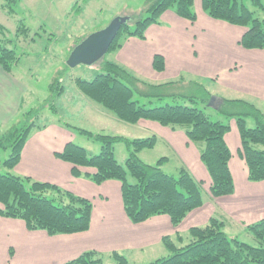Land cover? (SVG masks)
I'll use <instances>...</instances> for the list:
<instances>
[{
  "label": "trees",
  "instance_id": "16d2710c",
  "mask_svg": "<svg viewBox=\"0 0 264 264\" xmlns=\"http://www.w3.org/2000/svg\"><path fill=\"white\" fill-rule=\"evenodd\" d=\"M200 5L210 18L244 27L238 41L241 48L264 49V0H200ZM0 8L12 18L18 16L14 30L0 23V66L11 73L12 66L19 60L16 48L12 46L13 40L17 36L35 40L30 37L32 29L25 23L22 0H0ZM76 8L78 5H75L74 12H78ZM167 10L191 22L197 18L194 0H145L147 15L140 13L133 17L134 14H131L130 19L121 26L109 51L121 48L124 39L129 37L144 39L148 26L160 23L162 14ZM19 15L22 16L20 19ZM164 65V57L155 54L152 68L161 72ZM102 69L103 72L90 80L76 78V88L124 122L137 124L140 120H148L172 130L182 129L187 139L198 147L200 161L209 175V193L212 197L234 192L230 169L232 153L225 140L226 133L231 130V120L239 135L237 153L246 165L247 179L264 180V104L260 108L249 98L229 99L213 92L218 97L215 109L228 115L227 118H233L225 122L213 120L196 106L169 103L152 105L154 96L158 100L162 97L155 93V89L164 85L147 83L117 62L104 61ZM179 78L184 80L182 76ZM173 82H166L165 85ZM139 84L147 85L151 90L141 92ZM62 90V85H59L56 93ZM203 91L201 101H207L212 94ZM135 94L143 96L144 100ZM235 103H239L240 112L234 114L228 111V107ZM37 115V110L33 108L25 113L28 118ZM246 117L254 120L253 127L246 125ZM44 126L30 120L20 121L0 133V150H10L5 160L0 158V167L5 169L4 172L0 169V216L22 220L28 230H44L50 235L86 231L90 227L93 209L90 199L57 184L14 171L31 129ZM78 130L100 141V151L92 155L85 148L68 141L60 151L55 152V156L72 165L71 173L75 177H86L95 184L110 179L120 181L123 209L133 223L166 214L176 227L189 212L203 205L202 182L196 180L184 165L175 176L162 169L161 164L166 158L159 159L154 165L139 158L141 149L154 146L157 141L155 134L145 138H128ZM117 141H123L129 151L125 165L114 156V143ZM82 168H92L93 171L83 172ZM129 177L134 181L131 182ZM226 224L225 220L211 216L204 225L192 226L183 234L164 236L162 244L168 250V255L147 264H264V218L246 227L253 237L252 244L229 235ZM105 256L115 259L117 264H130L117 251L107 254L95 250H86L63 264H101Z\"/></svg>",
  "mask_w": 264,
  "mask_h": 264
},
{
  "label": "crops",
  "instance_id": "0c3cea01",
  "mask_svg": "<svg viewBox=\"0 0 264 264\" xmlns=\"http://www.w3.org/2000/svg\"><path fill=\"white\" fill-rule=\"evenodd\" d=\"M195 4L200 5V0H194ZM195 12L197 18L191 22L167 10L162 14L160 23L148 26L145 38L141 40L145 42L143 46L147 47L146 53L139 49L130 54L138 65L137 73L147 71L150 77L154 76L160 83L189 74L193 79L212 78L221 82L223 73L234 71L236 75L240 74V84L230 82L227 87L263 106L264 49L254 54L252 52L258 49L234 47L230 51L228 47L238 44L243 29L212 19L203 11ZM155 54L164 57L165 65L161 72L152 68ZM13 78L10 72L0 66V125H8L10 118L18 114L24 98L25 87ZM142 122L140 120L137 124L141 125ZM142 126L148 131L155 124L149 121ZM230 126L225 140L230 150L236 149L230 159L234 192L219 197L210 195L209 175L200 161L198 147L187 139L183 130L169 129L157 136L167 143L194 178L202 182V187L203 184L207 186V199H204L203 205L189 212L176 227L166 214L133 223L120 201V181L110 179L95 184L86 177L73 176L72 165L55 156V152L69 141L65 134H50L47 126L29 134L14 171L57 184L90 199L93 203L90 227L83 232L50 235L44 230H28L22 220L0 216V264H63L86 250L107 254L117 251L128 258L131 254L162 248L166 250V254H163L166 256L169 252L162 244L164 236L174 237L177 233H185L192 226L204 225L211 216L225 220L226 231L231 236L242 232L248 234L247 225L264 218V180L247 179L246 165L237 153L240 140L235 123ZM82 171L93 169L82 168ZM202 179H207V182ZM112 197L115 198L114 202ZM247 236L253 242V237L250 234Z\"/></svg>",
  "mask_w": 264,
  "mask_h": 264
},
{
  "label": "rangeland",
  "instance_id": "374dc122",
  "mask_svg": "<svg viewBox=\"0 0 264 264\" xmlns=\"http://www.w3.org/2000/svg\"><path fill=\"white\" fill-rule=\"evenodd\" d=\"M196 1L199 2V0ZM75 5H78L79 9L76 8L78 12L73 11ZM22 7L25 23L32 29L30 37H34L35 41L23 39L22 36H17L13 40L12 46L16 48L19 60L12 66L11 75L15 81L25 87L24 98L18 114L10 118L8 125H0V133L20 121L30 120L37 125L45 124L44 127H48L50 134L56 136L65 134L69 141L85 148L89 154L94 155L100 151L101 142L87 134L81 133L78 129H84L93 134L121 135L128 138H145L153 134L159 136L168 131L170 128L161 126L156 122H154L155 126L147 131L146 127L142 125L149 123L148 120H142L143 124L141 125L124 122L118 119L111 111L84 96L76 88V78L90 80L98 73L103 72L102 65L104 61L117 62L147 83L164 85L155 89V93H159L162 97L158 100L154 96L152 105L169 103L196 106L203 109L211 119L225 122L233 118H227L229 117L228 115L225 116L215 109L217 103L214 101L213 105L210 104L211 97L207 101H201V97H204L203 90L209 91L212 96L215 95L213 92H216V94H221L229 99L246 100L249 98L247 95L234 93L227 87L230 82H239L240 84V81H238L240 74L236 75L234 71H229L231 74L228 71L223 73L220 77L222 79L221 82L210 78L194 77L193 79V76H189V74L182 76L184 78L183 81L180 78H176V80L170 79L174 80V82L168 85L162 83L163 81L160 83L159 79L154 76L150 77L147 71L137 73L138 65L130 57V54L139 49L143 50L145 54L147 48L143 46L145 44V42L141 41L143 39L138 37L124 39L122 49L108 50L100 60L93 64H78L73 67L67 64L70 48L74 44L77 45L88 35L102 30L115 17L130 16L131 14L136 17L140 13L146 16L145 0H22ZM194 10L203 11L199 4L194 5ZM17 17L8 16L0 8V23L6 25L9 29L14 30L18 20ZM20 17L22 16L19 15V19ZM236 27L244 28L242 26ZM34 32L37 34L34 35ZM234 47L241 46L235 43L234 46L228 48L232 51L231 49H234ZM262 50H254L256 52L252 53H258ZM59 85H62L63 90L61 93H56ZM138 88L139 91L144 93L151 90L149 86L144 84H139ZM138 94H135V96L143 101L144 97ZM172 94L178 95V97L174 98L171 96ZM255 104L262 108L261 103ZM32 108L37 110V117H26L25 113ZM228 111L234 114L235 112H240L239 103L229 106ZM240 115L242 116V114ZM245 121L248 127L254 126L252 118L246 117ZM231 123H234V121L231 120ZM40 129L33 127L30 134ZM58 129L62 131H58ZM176 130L181 131L182 129L178 128ZM61 137H64V135H61ZM233 150L230 151L235 154L236 149ZM9 152V149L0 150L2 161L8 157ZM128 154L129 151L123 141L114 143V156L119 163L125 165ZM138 155L143 162L152 165L156 164L159 159L166 158L163 159L161 167L165 172L175 176L178 175L183 165L167 143L158 137L154 146L141 149ZM235 157L233 158L235 159ZM0 169L2 172L5 171L4 168L0 167ZM129 178L131 182L134 181L132 177ZM202 181L207 182V179L206 181L202 179ZM206 187L203 184L204 199H207L205 194L207 191ZM111 200L114 202L115 198L112 197ZM247 235L249 234L242 232L237 236L240 240L252 244ZM165 251L162 248L152 249L141 254L128 255L129 259L126 258L131 264H147L166 254ZM9 258L10 256L7 257V260ZM101 264H117V262L115 259L105 256Z\"/></svg>",
  "mask_w": 264,
  "mask_h": 264
},
{
  "label": "water",
  "instance_id": "95a60500",
  "mask_svg": "<svg viewBox=\"0 0 264 264\" xmlns=\"http://www.w3.org/2000/svg\"><path fill=\"white\" fill-rule=\"evenodd\" d=\"M129 19V16H117L102 30L88 35L70 51L67 64L73 67L78 64H93L100 60L109 50L121 26ZM214 101H218L215 95L211 96L210 104L213 105Z\"/></svg>",
  "mask_w": 264,
  "mask_h": 264
}]
</instances>
